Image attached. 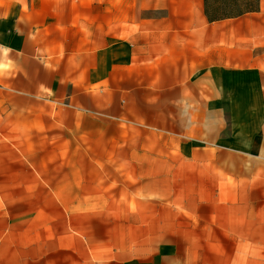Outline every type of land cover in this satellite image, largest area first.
<instances>
[{"label":"crops","instance_id":"1","mask_svg":"<svg viewBox=\"0 0 264 264\" xmlns=\"http://www.w3.org/2000/svg\"><path fill=\"white\" fill-rule=\"evenodd\" d=\"M102 215L108 264H264V0H0V264H90Z\"/></svg>","mask_w":264,"mask_h":264},{"label":"rangeland","instance_id":"2","mask_svg":"<svg viewBox=\"0 0 264 264\" xmlns=\"http://www.w3.org/2000/svg\"><path fill=\"white\" fill-rule=\"evenodd\" d=\"M104 179L106 180L104 186L106 191H108V194H121L122 191L116 188L118 184L114 183L115 181H118L120 177L115 175L114 172H112V169L108 167L105 169ZM112 202L113 199H111V203ZM101 217L106 219L105 224L102 225L100 222L96 224H90V259L93 258L95 260L90 262V264H108L105 261L113 258L116 250L118 249L116 245L119 244V239L122 240V236L126 234L124 231H115L116 224H114L112 220H109L114 218V216L102 215ZM101 260H104V263H100Z\"/></svg>","mask_w":264,"mask_h":264},{"label":"trees","instance_id":"3","mask_svg":"<svg viewBox=\"0 0 264 264\" xmlns=\"http://www.w3.org/2000/svg\"><path fill=\"white\" fill-rule=\"evenodd\" d=\"M260 0H205L206 14L211 22L238 18L259 10Z\"/></svg>","mask_w":264,"mask_h":264}]
</instances>
